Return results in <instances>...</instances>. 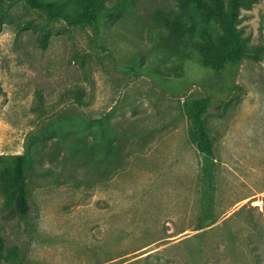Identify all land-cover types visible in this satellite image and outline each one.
<instances>
[{"label":"rangeland","instance_id":"1","mask_svg":"<svg viewBox=\"0 0 264 264\" xmlns=\"http://www.w3.org/2000/svg\"><path fill=\"white\" fill-rule=\"evenodd\" d=\"M107 5H123L124 17L94 30L0 0V155L33 157L28 217L7 207L0 183V235L20 248L12 264H264V204H251L264 201V0H249L237 26L258 60L220 73L156 19L191 16L196 36H217L192 3ZM201 97L213 100L211 222L184 107ZM109 114L102 129L120 155L104 166L88 120Z\"/></svg>","mask_w":264,"mask_h":264},{"label":"trees","instance_id":"2","mask_svg":"<svg viewBox=\"0 0 264 264\" xmlns=\"http://www.w3.org/2000/svg\"><path fill=\"white\" fill-rule=\"evenodd\" d=\"M16 3L21 0H1ZM28 8L44 14L48 20H61L68 27H86L97 30L100 24L111 26L124 17L123 5L108 6L109 0H22ZM123 4L136 5L138 0H118ZM183 4L192 3L199 19L204 24L214 23L219 29L217 36L204 32L196 36V22L193 17L163 12L156 13V19L163 22L169 37L177 45H184L196 51L203 66L220 73L228 63H240L244 59L258 60L247 52L238 24L241 10L248 7L249 0H179ZM213 105L211 97L191 99L184 103L190 121V136L202 155L201 203L202 220L211 222L215 199L214 143L205 124V117ZM109 115L100 119H89L90 125L98 126L100 140L106 138L107 144L103 159L97 155L100 140L92 145L94 163L101 165L117 161L120 147L113 145V136L102 129L104 121L108 124ZM46 134V133H45ZM39 135L38 140L46 139ZM33 140H37L35 137ZM88 147L83 145V147ZM0 183L6 196V205L22 218L30 213L27 173L33 169V157L28 153L20 155H0ZM105 166V165H104ZM20 248L7 244L0 235V264H12L17 261Z\"/></svg>","mask_w":264,"mask_h":264},{"label":"built area","instance_id":"3","mask_svg":"<svg viewBox=\"0 0 264 264\" xmlns=\"http://www.w3.org/2000/svg\"><path fill=\"white\" fill-rule=\"evenodd\" d=\"M251 204L254 207H257V208H260L261 209L263 207L264 201H263V199H257L255 201H252Z\"/></svg>","mask_w":264,"mask_h":264}]
</instances>
